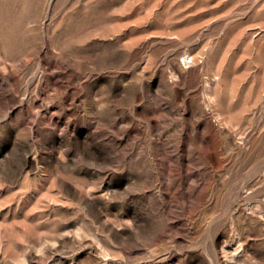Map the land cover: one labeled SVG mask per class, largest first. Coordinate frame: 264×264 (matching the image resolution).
I'll return each instance as SVG.
<instances>
[{"label":"rangeland","instance_id":"1","mask_svg":"<svg viewBox=\"0 0 264 264\" xmlns=\"http://www.w3.org/2000/svg\"><path fill=\"white\" fill-rule=\"evenodd\" d=\"M0 264H264V0H0Z\"/></svg>","mask_w":264,"mask_h":264}]
</instances>
